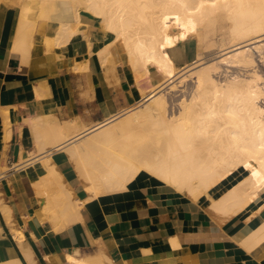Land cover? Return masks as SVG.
<instances>
[{"label": "bare ground", "instance_id": "bare-ground-1", "mask_svg": "<svg viewBox=\"0 0 264 264\" xmlns=\"http://www.w3.org/2000/svg\"><path fill=\"white\" fill-rule=\"evenodd\" d=\"M19 15L22 46L28 41L26 35L40 21L52 31L46 37L49 52L53 51L51 48L68 47L74 41L83 40L88 52L93 53L92 39L95 37L81 21L85 15L98 21L102 33L112 36L111 42L97 50L100 62L111 64L106 71L114 73L117 65H112L115 63L112 53L117 47L136 83L139 100L131 105L129 113H113L90 128L78 125L73 119L60 122L51 116H40L32 121L37 150L54 147L66 151L89 193L87 201L146 182L168 185L226 216L248 212L257 202H260L257 211L264 208L262 75L255 70L246 78L235 76L221 84L214 78L217 63H210L199 72L193 70L196 73L190 76L196 79L195 89L189 101L182 100L178 115L170 116L168 101L161 93L163 89L171 91V87H178L177 84L168 88L167 84L178 77L179 45L190 37L195 38L199 28L216 21L225 19L230 27L231 46L223 47L222 56L225 54V57H221V63L232 58L233 66L254 67L257 60L250 50L264 46L261 43L264 0H30L22 6ZM30 44H26V48H32ZM232 52H237V56H226ZM202 55L198 49L195 66L203 64ZM258 57L264 58L261 54ZM86 67L76 66L75 70ZM188 76H183L179 82L182 84ZM156 78L160 81H155ZM36 156L33 157L37 159ZM33 160L18 164L17 169L31 167ZM47 160L43 164V176L32 180L36 213L49 229L61 232L68 225L81 221L85 201L74 197L63 174L48 164L51 159ZM1 210L10 220L8 206L2 205ZM11 232L19 245L24 244L21 231ZM263 241L264 220L241 242L248 251ZM25 251L22 252L24 257L33 264L28 249ZM84 260L66 255L67 264H112L104 253L99 254L97 262ZM0 264L24 263L17 258Z\"/></svg>", "mask_w": 264, "mask_h": 264}, {"label": "crops", "instance_id": "crops-1", "mask_svg": "<svg viewBox=\"0 0 264 264\" xmlns=\"http://www.w3.org/2000/svg\"><path fill=\"white\" fill-rule=\"evenodd\" d=\"M19 14L17 4L0 1V263L19 258L28 264L23 254L28 249L33 264H67V254L97 262L103 253L112 264H264V241L248 251L241 242L264 220V208L257 211L260 202L248 212L226 216L168 185L146 182L87 201L89 193L66 151L54 147L37 150L33 119H73L90 128L139 98L117 47L112 53L115 63L110 61L117 65L116 75L106 71L111 64L100 62L97 50L111 42L112 36L102 33L98 21L82 16L81 23L95 37L91 54L83 40L49 52L46 37L52 31L40 21L26 35L28 41L23 46L34 42L27 51L20 43ZM76 66L87 67L81 71L75 70ZM32 155H38L37 159ZM30 159H35L31 167L17 169ZM46 160L63 174L74 197L85 201L81 221L61 232L49 229L36 213L32 180L43 176ZM137 191L142 194L138 196ZM2 205L8 206L10 220ZM13 230L21 231L25 245L18 244Z\"/></svg>", "mask_w": 264, "mask_h": 264}, {"label": "rangeland", "instance_id": "rangeland-1", "mask_svg": "<svg viewBox=\"0 0 264 264\" xmlns=\"http://www.w3.org/2000/svg\"><path fill=\"white\" fill-rule=\"evenodd\" d=\"M0 1H7V3L17 4L18 7H21V8L23 5L30 2V0H0ZM22 3L23 5L20 6V4ZM21 8H20V11H21ZM224 20L216 21L208 25L206 28H201V29L199 28L197 33L195 34V38L190 37V39H188L187 41L179 45V49L181 53L179 54V57H177V60H176L177 64H179L178 69H177V72L179 71L178 77L176 76L177 78H175L173 82L167 84L168 88H170L173 85L175 86L177 84H178V87L177 86L175 88L171 87L170 89L171 91H169V89H163L161 91V93H164V95L166 96V100L168 101V104H169L168 113L170 114V116L178 115L179 111L181 110L180 104L182 103V100L189 101L188 99H190L191 95L193 94L192 92L195 89L196 79L190 75L196 72H199L200 70L204 68H207L208 64L210 63H213V64L217 63L218 68H217V72L214 73V78L218 80L221 84H225V82H228V80L234 78L235 76H241V77L246 78L255 70L262 75V78H264V63H263L264 58L262 59L263 60L262 61L258 57V54H261L262 56H264V46L263 45H260V47L256 50H253V49L250 50V51H254L253 56H255L257 60L254 67L233 66L234 64L232 63L234 62L232 58L230 60H227V63H221V57L222 58L225 57L224 56L225 54L222 56V54L225 52V51H222V49L230 48L231 46V40H230L231 37H229L230 35L228 32L230 31L229 29L230 27L228 26L229 23L228 21L226 20L224 21ZM261 40H262L261 43L264 44L263 37ZM198 49L200 53L203 54L202 55L203 57L201 56V58H203V64L202 65L199 64L200 66L199 65L195 66L196 64L194 65L193 62L197 61L198 59ZM228 54H230L231 57L235 54L237 56V52L227 53L226 56ZM211 65H209V67ZM201 66L203 68H200ZM187 69H190V70H187ZM193 70L194 71L196 70V72H193ZM182 71H185V73H183ZM190 72H193V73H190ZM183 76H188V77H186V79L181 84L179 81H181V79L184 78ZM155 81H160V78L158 79L156 78ZM134 85H135V89L137 92L135 81H134ZM262 102H264V100ZM132 108L133 107L130 106L127 109L120 111L121 115H125L129 113Z\"/></svg>", "mask_w": 264, "mask_h": 264}]
</instances>
